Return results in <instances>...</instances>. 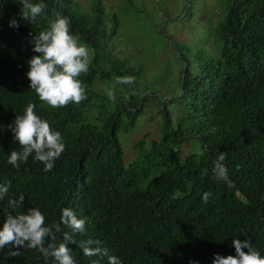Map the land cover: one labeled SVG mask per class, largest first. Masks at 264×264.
Segmentation results:
<instances>
[{
    "label": "trees",
    "instance_id": "trees-1",
    "mask_svg": "<svg viewBox=\"0 0 264 264\" xmlns=\"http://www.w3.org/2000/svg\"><path fill=\"white\" fill-rule=\"evenodd\" d=\"M75 2L46 0L47 17L30 24L20 15L19 0H0V179L12 181L9 196L23 193L25 208L39 206L46 222H59L60 209L73 208L86 218V231L74 239L101 241L123 264H189L190 258L212 264L214 253L235 254L232 239L245 238L242 228L264 254V0H218L214 16L210 10L216 7L207 10L210 29L203 37L170 36L168 51L180 64L178 90L171 94L150 91L142 65L129 59L115 55L101 67L118 19L113 15L108 28L101 1L85 12ZM193 3L184 0L175 21L183 11L185 17L197 13ZM56 12L70 17L71 30L95 57L80 76L91 87L86 98L52 108L29 88L26 73L35 54L29 41ZM13 17L18 28L9 27ZM99 73L129 74L138 81L92 117L90 105L99 96L92 85ZM29 102L64 136L65 150L48 172L32 155L19 168L7 163L10 151L20 150L7 125ZM148 111L152 120L160 116L158 136L147 152L139 140L142 162H127L120 131L134 128ZM186 142L198 147L184 154ZM221 151L231 187L212 173ZM204 191L212 193L207 202ZM8 198L0 201V224L10 210ZM61 227L57 243L63 231L71 232ZM69 247L78 264H108L106 256L84 257L76 244ZM10 250H0V264H52V257L45 260L36 249L21 248L16 256Z\"/></svg>",
    "mask_w": 264,
    "mask_h": 264
},
{
    "label": "clouds",
    "instance_id": "clouds-1",
    "mask_svg": "<svg viewBox=\"0 0 264 264\" xmlns=\"http://www.w3.org/2000/svg\"><path fill=\"white\" fill-rule=\"evenodd\" d=\"M22 5L21 17L32 24L38 16L47 17L46 0H19ZM9 27H19L15 17L9 20ZM35 53L27 61L29 88L33 89L39 100L58 108L68 103L79 104L86 98L84 84L80 78L86 73L91 60V50L80 36L71 30V19L59 12L49 19L47 27L40 30L29 41ZM131 75L125 74L116 78L119 84H131ZM106 97L115 101L113 88L105 90ZM37 105L29 102L21 115H15L14 121L7 127L13 133V140L19 142L20 150H11L7 156V163L19 168L20 163L26 162L30 155L43 164V171L53 169L55 161L65 150L64 136L61 131L50 124V121L36 111ZM3 128V125H0ZM224 152H219L213 162L212 173L217 181H224L229 187L233 181L229 177V170ZM12 181L4 177L0 179V201L6 196L7 208L3 223L0 224V250L10 248L9 255L16 256L21 248L36 249L45 260L52 257V264H78L75 253L70 244H76L84 257L106 256L108 264H123V260L110 252L101 241H76L73 234L86 231V218L78 216L71 207L60 209L59 222H46V215L39 206L25 208V196H9ZM211 191H204L202 200L207 202ZM20 209H23L22 211ZM61 225L71 229L63 231L62 239L57 243L56 233L62 231ZM240 235L232 239L235 254H213L212 264H264V254L252 242L251 236L242 228ZM247 251H244V249ZM91 264H97L92 260ZM189 264H200L198 260L190 258Z\"/></svg>",
    "mask_w": 264,
    "mask_h": 264
},
{
    "label": "rangeland",
    "instance_id": "rangeland-1",
    "mask_svg": "<svg viewBox=\"0 0 264 264\" xmlns=\"http://www.w3.org/2000/svg\"><path fill=\"white\" fill-rule=\"evenodd\" d=\"M75 7L85 12L91 9L95 2L101 1L106 8V22L108 28L114 24V16L118 19V29L116 34L106 45V50L100 58L101 67H108V58L113 56L129 59L132 63L142 65L145 77V85L149 90H157V93L171 94L178 90L179 62L176 60L173 52L168 51L167 42L171 37H177L189 41L197 39V36L203 37L206 30H209L206 24L207 10H210L214 16L217 9L218 0H194L193 6H198L199 10L193 15L185 17L186 12L178 19L180 6L184 0H75ZM209 13V14H210ZM185 17V18H183ZM210 23V22H209ZM212 25V23H211ZM179 28H175L178 27ZM194 31L190 32V28ZM161 29H164L162 31ZM189 31L190 33L188 34ZM83 42V41H82ZM91 50V60L95 57V50L87 43ZM90 60V61H91ZM129 75V74H128ZM117 75L110 76L97 74L93 87L99 93V96L92 100L90 105L92 117L104 105L114 106V101L106 97L105 90L113 88L115 95L121 96L129 91L130 84L117 83ZM134 81H138L136 76ZM84 84V83H83ZM85 91L91 87L85 85ZM149 114L141 117L134 128L120 131V139L125 150L127 162L141 161L143 154L138 148L140 139H143V147L146 152L152 145L153 139L158 136L157 123L159 115L152 120ZM198 145L191 148L190 142L183 144L184 154L188 150L195 149ZM145 164H140V167ZM158 173V172H157ZM156 172L153 175L157 174Z\"/></svg>",
    "mask_w": 264,
    "mask_h": 264
}]
</instances>
